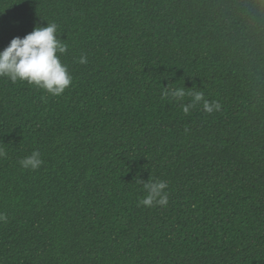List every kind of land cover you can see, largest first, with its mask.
Here are the masks:
<instances>
[{"label": "trees", "instance_id": "obj_1", "mask_svg": "<svg viewBox=\"0 0 264 264\" xmlns=\"http://www.w3.org/2000/svg\"><path fill=\"white\" fill-rule=\"evenodd\" d=\"M47 21L72 84L0 77V264H264V0H0V50Z\"/></svg>", "mask_w": 264, "mask_h": 264}, {"label": "clouds", "instance_id": "obj_2", "mask_svg": "<svg viewBox=\"0 0 264 264\" xmlns=\"http://www.w3.org/2000/svg\"><path fill=\"white\" fill-rule=\"evenodd\" d=\"M57 24L47 21L46 26L37 25L24 37H14L10 43L0 50V77L7 78L13 83L17 81L27 82L48 95L60 96L72 84V77L66 65L62 64L60 55L67 51V45L57 38ZM79 63H87V57L81 56ZM164 98L182 101L186 95L191 96L189 103L183 105V111L188 113L198 104H203V110L209 114L219 111L220 103L204 99L202 92L187 93L185 87L166 89ZM5 153L0 150V157ZM20 166L26 170L35 171L43 163L39 151H33L31 155L19 161ZM142 184L146 196L139 201L146 208L153 206L166 207L168 204V184L165 181H143ZM8 217L0 213V222L7 223Z\"/></svg>", "mask_w": 264, "mask_h": 264}]
</instances>
